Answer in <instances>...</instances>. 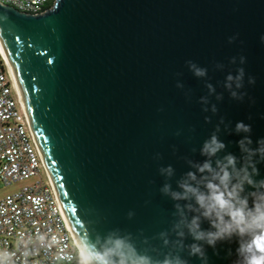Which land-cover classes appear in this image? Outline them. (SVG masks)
Returning <instances> with one entry per match:
<instances>
[{"label": "water", "instance_id": "obj_1", "mask_svg": "<svg viewBox=\"0 0 264 264\" xmlns=\"http://www.w3.org/2000/svg\"><path fill=\"white\" fill-rule=\"evenodd\" d=\"M0 38L80 249L247 264L264 214V0L0 2Z\"/></svg>", "mask_w": 264, "mask_h": 264}, {"label": "built area", "instance_id": "obj_2", "mask_svg": "<svg viewBox=\"0 0 264 264\" xmlns=\"http://www.w3.org/2000/svg\"><path fill=\"white\" fill-rule=\"evenodd\" d=\"M36 13L49 0H0ZM0 198V264H80V248L49 178L8 60L0 51V183L36 175Z\"/></svg>", "mask_w": 264, "mask_h": 264}, {"label": "clouds", "instance_id": "obj_3", "mask_svg": "<svg viewBox=\"0 0 264 264\" xmlns=\"http://www.w3.org/2000/svg\"><path fill=\"white\" fill-rule=\"evenodd\" d=\"M242 125H238L241 127ZM227 179V173L222 178ZM209 187H213V185H209ZM231 195V194H230ZM212 199L215 202L213 207L218 206L221 210L225 208L231 209V206L228 201L224 199V194L218 192V190H214ZM232 217L233 222L239 226L244 223V214L242 210L237 209L235 211L229 212ZM256 227L260 229V232L253 236L251 242L247 246V251L251 253L250 257L247 259V264H264V214H261L258 217H255L248 227ZM230 228L231 225H228ZM243 232L244 229H241ZM119 247V245H117ZM95 259L99 261V264H108V261L105 260L104 256L100 254H95V256L88 255L83 249H80V264H91L92 260Z\"/></svg>", "mask_w": 264, "mask_h": 264}, {"label": "rangeland", "instance_id": "obj_4", "mask_svg": "<svg viewBox=\"0 0 264 264\" xmlns=\"http://www.w3.org/2000/svg\"><path fill=\"white\" fill-rule=\"evenodd\" d=\"M40 177L42 179H45V175L42 173L40 176L39 175L32 176L30 178H27V179H24L21 181H17V182H13V183L8 184V185H4V184L0 183V198L4 197L6 194H9V193H12L16 190H19L20 188H22L23 186H25L27 184H33L34 182L39 180Z\"/></svg>", "mask_w": 264, "mask_h": 264}, {"label": "bare ground", "instance_id": "obj_5", "mask_svg": "<svg viewBox=\"0 0 264 264\" xmlns=\"http://www.w3.org/2000/svg\"><path fill=\"white\" fill-rule=\"evenodd\" d=\"M0 51L3 53V55L5 56V58L8 60V56H7V53H6V50H5V47H4V44L0 38Z\"/></svg>", "mask_w": 264, "mask_h": 264}, {"label": "trees", "instance_id": "obj_6", "mask_svg": "<svg viewBox=\"0 0 264 264\" xmlns=\"http://www.w3.org/2000/svg\"><path fill=\"white\" fill-rule=\"evenodd\" d=\"M53 1H54V0H49V2L47 3L46 8L50 7V6L52 5Z\"/></svg>", "mask_w": 264, "mask_h": 264}]
</instances>
